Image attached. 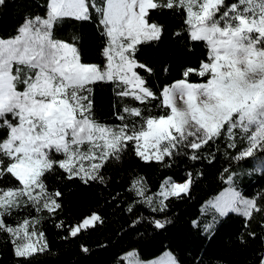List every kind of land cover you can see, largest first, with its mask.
<instances>
[{
	"label": "snow or ice",
	"instance_id": "obj_1",
	"mask_svg": "<svg viewBox=\"0 0 264 264\" xmlns=\"http://www.w3.org/2000/svg\"><path fill=\"white\" fill-rule=\"evenodd\" d=\"M7 3L0 0V9ZM164 10L182 15L188 40L204 42L207 57L199 67H186L184 79L157 96L138 71L151 75L154 70L137 53L141 45L160 41L163 26L150 13ZM93 14L104 40L103 65L82 61L81 37L73 36L71 42L54 38V26L64 18L90 21ZM182 34L178 30L174 36ZM191 74L206 77V82L189 83ZM99 82L113 84L122 105L117 113L121 123L115 127L94 118L91 85ZM177 95L183 106H178ZM128 100L145 107H132ZM153 100L170 112L146 116ZM218 141L238 149L231 159L264 153V0H48L44 14L25 15L13 36L0 37V233L10 237L14 256L21 258L17 264H31L47 250L44 232L35 227L43 217H26L16 226L5 217L21 207L47 212L49 219L63 211L62 193L46 183L49 175L62 170L69 180L106 184L102 170L129 147L143 162L167 168L179 156L201 159ZM214 158L210 152L209 162ZM224 172L231 182L229 169ZM190 184V179L177 183L168 178L157 193L149 194L138 177L128 191L138 198L134 204L163 212L165 201L187 193ZM154 197H162L159 208L152 206ZM261 201L264 193L260 200L245 199L229 190L211 207L221 213L240 210L251 221L264 215ZM102 219L93 213L68 225V235L77 237ZM155 225L162 228L164 222ZM259 264H264V252Z\"/></svg>",
	"mask_w": 264,
	"mask_h": 264
},
{
	"label": "trees",
	"instance_id": "obj_2",
	"mask_svg": "<svg viewBox=\"0 0 264 264\" xmlns=\"http://www.w3.org/2000/svg\"><path fill=\"white\" fill-rule=\"evenodd\" d=\"M47 3L48 0H8L0 9V37L13 36L25 15L44 14ZM150 16L163 26L162 36L159 42L141 45L137 53L138 59L154 70L153 74L142 69L138 71L159 96L164 87L184 79L182 73L186 67H199V61L207 57V49L204 42L188 40V33L183 31L187 25L182 15L164 10L152 12ZM178 30L183 32L180 37L174 36ZM73 36L82 38L77 43L83 62L103 65L101 49L104 40L94 14L90 21L64 18L62 23L54 26V38L71 42ZM190 47L192 51H189ZM166 66L167 73L164 71ZM187 79L189 83H204L207 78L191 74ZM91 88L94 118L113 127L120 124L117 113L122 112V105L113 84L99 82ZM127 103L132 107H145L132 100ZM159 103V100L151 101L144 114L158 117L170 112L157 107ZM210 152L215 154L211 162ZM237 154L238 149H227L226 142L218 141L204 151L201 159L193 161L188 156H179L171 167L165 168L155 161L143 162L129 147L119 160L112 159L102 170L106 184L93 182L86 185L79 178L69 180L62 170L49 175L46 181L49 189H58L62 193L63 211L55 218L49 219L47 212L38 214L21 207L14 209L12 216L5 217V220L16 226L17 221L26 217H43L35 227L44 232L48 248L36 255L31 264H123L122 256L129 251H134L140 261L152 260L168 251L176 264H259L260 253L264 252V215H255L247 221L237 213L220 216L204 207L227 185L234 187L243 198L260 200V194L264 193V170H256L253 157L231 159ZM56 158L62 157L57 155ZM225 168L232 174L231 182ZM138 177L146 182L149 194L157 193L168 178L177 183L190 179L191 184L187 193L169 197L163 212H154L143 203L134 204L138 198L128 191L133 179ZM157 201L158 198L154 197L152 206L159 208ZM130 205L133 206L131 212L128 211ZM93 213L103 218L102 223L97 222L95 227L77 237L68 235V225H74ZM157 220L163 221L164 227L157 228ZM61 221L65 227H56ZM135 221L138 223L134 224ZM249 232L255 233V238L250 237ZM242 236L244 243L241 242ZM85 247L88 252L83 251ZM19 259L13 254L10 237L0 233V264H17Z\"/></svg>",
	"mask_w": 264,
	"mask_h": 264
},
{
	"label": "rangeland",
	"instance_id": "obj_3",
	"mask_svg": "<svg viewBox=\"0 0 264 264\" xmlns=\"http://www.w3.org/2000/svg\"><path fill=\"white\" fill-rule=\"evenodd\" d=\"M177 82H174L171 86L172 87L176 84ZM177 103L178 106H183L182 101L179 100V97L177 95ZM253 161H255V165H256V170L259 172L261 170H264V153H260L258 155H256L255 157H253ZM160 189V188H159ZM229 190H233L235 192H237L235 190L234 187H232L231 185H227L222 191H220L216 196L210 198L206 203H205V208H210L212 210H214L215 212H217L220 216L225 215L228 212H232V213H237L242 215L240 210H229L226 211L225 213H221L219 211H217L215 208L211 207L212 204H214L217 200V198L221 197L222 194L226 193ZM159 191V190H158ZM238 193V192H237ZM183 194V193H181ZM158 199H161L162 197H156ZM246 199V198H245ZM90 216V215H89ZM87 216V217H89ZM85 217V218H87ZM82 221V220H81ZM122 260H123V264H161L162 261L166 262L168 260H173L171 254L168 251H164L162 252L159 256H157L156 258L152 259V260H148V261H140L137 256L135 255L134 251H129L127 253H125L122 256ZM176 264V263H175Z\"/></svg>",
	"mask_w": 264,
	"mask_h": 264
}]
</instances>
